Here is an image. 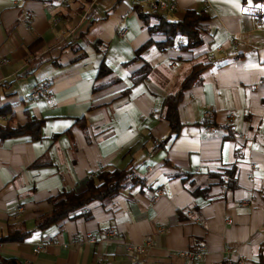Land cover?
<instances>
[{
  "label": "crops",
  "instance_id": "obj_1",
  "mask_svg": "<svg viewBox=\"0 0 264 264\" xmlns=\"http://www.w3.org/2000/svg\"><path fill=\"white\" fill-rule=\"evenodd\" d=\"M146 1L0 0V109L11 111L14 126L43 121L37 142H0V239L9 230L31 232L22 243L0 244L1 259L260 264L261 254L264 260V3L163 0L173 4L159 14L169 21L187 10L208 19L199 46L179 49L185 39L176 37L160 51L154 43L162 38L149 35L133 11L152 13ZM144 65L146 80L131 85ZM196 65L204 66L200 82L183 94L180 128L170 135L163 102ZM101 67L106 74L99 77ZM43 82L46 97L29 100ZM206 112L213 133L203 130ZM127 167L132 184L115 198L34 232L49 198L82 192L87 174L102 168ZM145 244L141 253L126 249ZM189 250L202 251V258L177 257Z\"/></svg>",
  "mask_w": 264,
  "mask_h": 264
},
{
  "label": "trees",
  "instance_id": "obj_2",
  "mask_svg": "<svg viewBox=\"0 0 264 264\" xmlns=\"http://www.w3.org/2000/svg\"><path fill=\"white\" fill-rule=\"evenodd\" d=\"M85 4H89L92 0H82ZM253 3H264V0H251ZM134 14L137 19L145 26L149 35H158L161 41L155 42L154 47L160 51L173 45L176 37L185 39V43L179 46V49L188 50L195 48L201 44L199 33L201 31V23L206 21L208 17L203 12H195L194 10L185 11L181 20L169 21L157 13L144 12L140 7H133ZM151 42L145 43L135 51L132 62L139 59V55ZM153 43V42H152ZM204 66L196 65L190 70L188 76L181 83L178 91L165 98L163 106L165 108V120L168 123L169 134H177L180 125L177 120V109L181 103L183 94L199 84L200 74ZM106 74L101 67L98 76ZM149 74V67L144 65L130 78L131 85L144 82ZM7 118V122L2 125L0 123V142L18 138L28 139L29 142H37L40 140V130L43 121L28 120L22 126H14L12 124L13 114L8 108L0 109V120ZM77 126L82 127V123L78 122ZM132 168L127 167L122 171H116L110 168H102L96 174H87L84 190L80 193L72 191H62L54 197L48 199L50 210L46 214H42L34 221V232H43L47 228L57 225L70 217L84 210L88 205L93 203H101L106 200L115 198L121 190L132 184L131 181ZM229 179L232 173H226ZM31 232L23 229L9 230L5 238L0 239V244H18L24 242ZM264 249V243L261 246ZM262 250V249H261ZM260 264H264V260L259 254ZM0 264H16L12 260H3L0 258Z\"/></svg>",
  "mask_w": 264,
  "mask_h": 264
},
{
  "label": "built area",
  "instance_id": "obj_3",
  "mask_svg": "<svg viewBox=\"0 0 264 264\" xmlns=\"http://www.w3.org/2000/svg\"><path fill=\"white\" fill-rule=\"evenodd\" d=\"M132 2L134 0H131ZM145 7L152 13H157V14H161L165 11H172L173 10V4L168 3L166 1L163 0H147L145 2ZM49 91V86L47 83L43 82L41 84H39L38 86L34 87L32 89V91L30 92V94L28 95V99L29 100H37V99H41L43 97H46L47 93ZM203 122H204V126H203V130L206 133H213L216 129L213 127V125H211V121H212V117L209 113H204L203 116ZM19 211V210H18ZM89 243H93L94 241L92 239H89L88 241ZM148 247V244H145L142 247H133V246H127L126 249L128 251H134L135 253H141L142 249ZM36 253V251H35ZM203 256L202 251H183V252H179L177 253V257L188 262V263H192V262H197L199 261ZM133 264H137V263H133Z\"/></svg>",
  "mask_w": 264,
  "mask_h": 264
}]
</instances>
